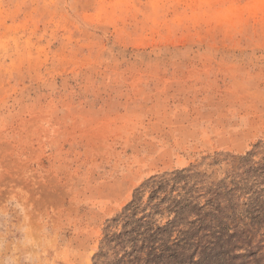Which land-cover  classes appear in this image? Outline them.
I'll list each match as a JSON object with an SVG mask.
<instances>
[{"label": "rangeland", "instance_id": "1", "mask_svg": "<svg viewBox=\"0 0 264 264\" xmlns=\"http://www.w3.org/2000/svg\"><path fill=\"white\" fill-rule=\"evenodd\" d=\"M0 264H264V0H0Z\"/></svg>", "mask_w": 264, "mask_h": 264}, {"label": "trees", "instance_id": "2", "mask_svg": "<svg viewBox=\"0 0 264 264\" xmlns=\"http://www.w3.org/2000/svg\"><path fill=\"white\" fill-rule=\"evenodd\" d=\"M133 210H135V209H133Z\"/></svg>", "mask_w": 264, "mask_h": 264}]
</instances>
